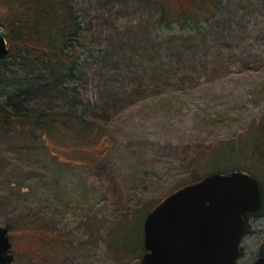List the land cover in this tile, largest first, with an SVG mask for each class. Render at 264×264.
<instances>
[{"label": "rangeland", "instance_id": "1", "mask_svg": "<svg viewBox=\"0 0 264 264\" xmlns=\"http://www.w3.org/2000/svg\"><path fill=\"white\" fill-rule=\"evenodd\" d=\"M23 1L0 0V31ZM66 1L80 23L75 76L43 58L30 81L11 64L0 83L8 108L56 118L49 131L22 117L0 129V225L14 264H141L148 213L220 172L221 146L243 151L247 167L232 170L264 188V0L209 4L212 17L202 0ZM76 102L86 120L70 121ZM249 220L242 264L264 248V213Z\"/></svg>", "mask_w": 264, "mask_h": 264}, {"label": "water", "instance_id": "2", "mask_svg": "<svg viewBox=\"0 0 264 264\" xmlns=\"http://www.w3.org/2000/svg\"><path fill=\"white\" fill-rule=\"evenodd\" d=\"M8 41L0 31V61ZM262 203L247 171L213 172L166 195L146 216L141 264H240L245 213ZM9 227L0 225V264H13ZM251 264H264V256Z\"/></svg>", "mask_w": 264, "mask_h": 264}, {"label": "trees", "instance_id": "3", "mask_svg": "<svg viewBox=\"0 0 264 264\" xmlns=\"http://www.w3.org/2000/svg\"><path fill=\"white\" fill-rule=\"evenodd\" d=\"M222 2V0L199 1V5H201L199 6V14H202V11H209L211 17L215 16V11H210V8L213 6H219ZM209 4H211V7H209ZM23 6L24 9L20 7L18 11L16 10L10 21L4 25L5 30L3 34L7 38L9 51L0 61V83H2L5 79L4 72L11 64H17V66L22 67V70H25L27 73L26 79L30 81L33 77L38 75V70L42 69L39 62L42 61L43 58L50 60L55 59L56 62L61 65L69 63V75L71 78L75 76V67L78 62L70 58L73 57V54L74 56L76 55L74 53L76 50V47L74 46L76 45L73 41L77 38L80 27L78 14L75 12V8L66 0H24ZM199 17L202 16L200 15ZM192 19H195V25L200 28L201 25H199V23L201 19L199 20L197 17H192ZM166 23L167 24L165 26L173 27L172 25H169V21H166ZM189 26H191V24H189ZM12 80H16V78L14 77ZM5 95V92L0 88V129L11 130L17 123L16 117L23 118L22 122L19 123H29L34 127L43 128L44 131H49L48 129H50V126L52 127L51 121L56 120V118L53 117L52 112L41 110L35 113H30L15 105H13L12 108H8L3 101ZM77 108H80V113H77ZM88 112V106L86 104L76 102L75 104L70 105L68 116L70 121L74 122L75 119L86 120V118H88ZM82 125L87 127V129H90V126H86L84 124ZM236 148V145L226 144L221 146L220 150L217 151L215 158L220 166L218 168L221 173L235 171L232 170L234 169L232 167H247L239 162L240 159L243 158L241 155L242 153L244 154V152L242 151V153H237ZM229 153H231V155L234 154V161L230 165H226L225 160L227 159L226 156H228ZM223 163L227 167L222 166L224 165ZM250 171L252 172V170ZM199 179L200 177L196 176L190 182H194ZM260 187L262 191L261 206L255 212L245 213L244 216L246 221L249 220L250 216H258L264 213V188L261 183ZM116 250L117 253L126 255V252H124L125 249H121L120 246H117ZM260 256H264V248L262 249Z\"/></svg>", "mask_w": 264, "mask_h": 264}, {"label": "flooded vegetation", "instance_id": "4", "mask_svg": "<svg viewBox=\"0 0 264 264\" xmlns=\"http://www.w3.org/2000/svg\"><path fill=\"white\" fill-rule=\"evenodd\" d=\"M258 181H259V180H258ZM255 218H256V217H253L252 219L255 220ZM250 221H251V220L246 221V229H247V225L250 224ZM10 232H11V231L9 230V236H10ZM245 234H246V232H245ZM245 234L243 235V237L245 236ZM243 237H242L241 243H242V241H243ZM10 239H11V237H10ZM11 242H12V247H11V250H10V251H11V253L14 254V247H13L14 244H13V241H12V240H11ZM241 252H242V246H241ZM239 256H241V253H240ZM14 261H15V254H14ZM238 262H239L240 264H242V263L240 262V257L238 258ZM13 264H14V263H13Z\"/></svg>", "mask_w": 264, "mask_h": 264}]
</instances>
